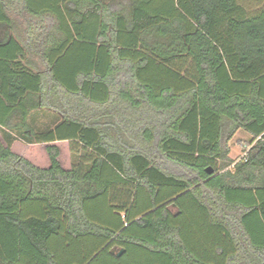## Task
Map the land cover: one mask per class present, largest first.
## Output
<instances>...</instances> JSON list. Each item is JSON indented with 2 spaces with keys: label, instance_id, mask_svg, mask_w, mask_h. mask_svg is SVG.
I'll list each match as a JSON object with an SVG mask.
<instances>
[{
  "label": "trees",
  "instance_id": "trees-1",
  "mask_svg": "<svg viewBox=\"0 0 264 264\" xmlns=\"http://www.w3.org/2000/svg\"><path fill=\"white\" fill-rule=\"evenodd\" d=\"M0 30V264H264V0H0Z\"/></svg>",
  "mask_w": 264,
  "mask_h": 264
},
{
  "label": "rangeland",
  "instance_id": "rangeland-1",
  "mask_svg": "<svg viewBox=\"0 0 264 264\" xmlns=\"http://www.w3.org/2000/svg\"><path fill=\"white\" fill-rule=\"evenodd\" d=\"M102 2H108L110 0H101ZM55 117L56 122L60 121V118L52 113H47L45 111L36 112L31 115L32 118V127L35 131H42L45 129V126L48 122ZM16 134V133H15ZM19 136L18 134H16ZM251 140V137L242 130H238L232 139L228 142V160L234 163L239 162L245 156V152L248 150V143ZM21 146L23 145L20 143ZM68 162V160L66 159ZM232 168V164L227 167ZM179 221L183 222L186 226V232L188 234V240L193 245L201 247H209L214 243L213 233L206 230L204 224L201 222L199 216L194 212L189 211V214L186 217L180 218ZM90 249V248H89ZM121 250H125L122 248ZM119 250L114 248L112 250L113 254L117 253ZM96 264H155L156 259L152 255L144 252L141 249L136 247H126V251L120 256L115 257L109 261V259L101 254L96 259Z\"/></svg>",
  "mask_w": 264,
  "mask_h": 264
},
{
  "label": "crops",
  "instance_id": "crops-1",
  "mask_svg": "<svg viewBox=\"0 0 264 264\" xmlns=\"http://www.w3.org/2000/svg\"><path fill=\"white\" fill-rule=\"evenodd\" d=\"M101 1V0H100ZM1 31H3V30H0V36H3V33L6 31V30H4L3 32H1ZM5 34V33H4ZM5 37V36H4ZM9 38H10V36H8ZM36 112H41L40 110H35V111H32L31 112V114L29 115V117H28V120H27V122H28V125L32 128V129H34L33 127H32V125H31V123H32V118H31V115L33 114V113H36ZM47 113H50V112H47ZM53 115V114H52ZM54 117V116H53ZM31 122V123H30ZM60 121H58V122H56V120H55V117L54 118H52V120L50 121V122H48L47 123V125L45 126V129L44 130H42V131H37V132H47V131H49V130H51V129H53L58 123H59ZM0 132H1V135H2V137L4 138V140L8 143V144H13V143H15V142H21L20 141V138L15 134V133H13V132H9V131H6V130H4V129H0ZM246 133V132H245ZM249 135V134H248ZM250 136V135H249ZM23 143V142H22ZM123 216V215H122ZM119 250V249H118Z\"/></svg>",
  "mask_w": 264,
  "mask_h": 264
},
{
  "label": "water",
  "instance_id": "water-1",
  "mask_svg": "<svg viewBox=\"0 0 264 264\" xmlns=\"http://www.w3.org/2000/svg\"><path fill=\"white\" fill-rule=\"evenodd\" d=\"M206 172H207V174H211L212 170H207ZM123 253H124V251L120 249L117 253H114V256L120 257Z\"/></svg>",
  "mask_w": 264,
  "mask_h": 264
}]
</instances>
